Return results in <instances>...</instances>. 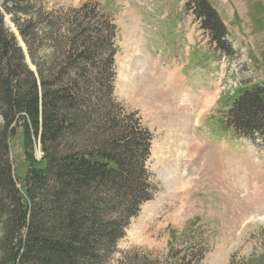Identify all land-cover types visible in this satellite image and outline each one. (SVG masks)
<instances>
[{
  "label": "trees",
  "instance_id": "obj_1",
  "mask_svg": "<svg viewBox=\"0 0 264 264\" xmlns=\"http://www.w3.org/2000/svg\"><path fill=\"white\" fill-rule=\"evenodd\" d=\"M185 7L229 55L227 28L209 1ZM116 35L98 3L54 10L42 0H3L0 264H103L153 198L146 169L153 135L115 96ZM224 115L226 127L264 145V82L239 92ZM19 131L23 175L11 155ZM204 257L173 248L164 260L127 252L117 264H202Z\"/></svg>",
  "mask_w": 264,
  "mask_h": 264
},
{
  "label": "rangeland",
  "instance_id": "obj_2",
  "mask_svg": "<svg viewBox=\"0 0 264 264\" xmlns=\"http://www.w3.org/2000/svg\"><path fill=\"white\" fill-rule=\"evenodd\" d=\"M187 1L42 0L54 10L94 2L113 16L115 96L153 135L154 196L103 264L127 252L164 260L173 248L205 252L202 264H264V145L224 123L234 97L264 82V0H208L227 28L229 55ZM5 24L17 32L10 15ZM23 140L20 131L11 139L19 175L28 167Z\"/></svg>",
  "mask_w": 264,
  "mask_h": 264
}]
</instances>
